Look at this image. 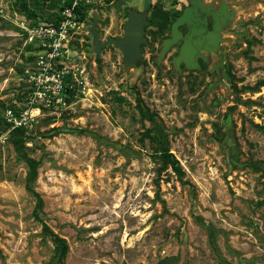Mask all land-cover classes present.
I'll use <instances>...</instances> for the list:
<instances>
[{"label":"rangeland","instance_id":"obj_1","mask_svg":"<svg viewBox=\"0 0 264 264\" xmlns=\"http://www.w3.org/2000/svg\"><path fill=\"white\" fill-rule=\"evenodd\" d=\"M24 1L36 17L0 0V264H264V85L250 88L264 81V0H203L231 15L218 49L179 69V42L159 56L167 29L145 27L135 65L111 43L95 52L91 12L103 42L122 36L130 3L80 0L89 9L45 95L30 93L24 26L65 0ZM31 99L30 124L8 130L4 110ZM158 130L188 183L158 174L147 135ZM24 155L37 161L39 217Z\"/></svg>","mask_w":264,"mask_h":264},{"label":"built area","instance_id":"obj_2","mask_svg":"<svg viewBox=\"0 0 264 264\" xmlns=\"http://www.w3.org/2000/svg\"><path fill=\"white\" fill-rule=\"evenodd\" d=\"M79 3L80 0H72L70 5L62 6L51 21L38 18L24 26L27 32L26 42L32 47L35 63L34 69L28 70L30 93L45 95L49 89L51 92L59 89L61 74L65 68L64 61L70 53V40L83 25L76 12ZM33 101L34 99L29 100V106L23 110L15 111L11 107L4 110L8 130L30 124L34 113L39 109L37 105H31Z\"/></svg>","mask_w":264,"mask_h":264},{"label":"water","instance_id":"obj_3","mask_svg":"<svg viewBox=\"0 0 264 264\" xmlns=\"http://www.w3.org/2000/svg\"><path fill=\"white\" fill-rule=\"evenodd\" d=\"M119 1H115L116 7H118ZM190 3L192 6L185 7L183 13L172 23L170 36L163 39L160 57L163 56L171 44L175 43L181 37V32L178 30L177 25L187 20L189 10L196 11L197 7H202L200 0H190ZM205 11H210L213 15V27L201 37L192 38L193 34L201 32L200 30L194 29L184 37L178 54L172 58L173 65L176 69H179L180 62H184L187 68L198 67L196 57L201 50H206L208 53H211L218 49L219 42L221 41V37L219 36V32L222 29L221 22L226 24L231 13L227 10L224 2L221 3L217 10L208 8ZM127 12V19L123 25V36L121 38L109 37L105 42L98 41L94 30L98 19L96 11L91 12L92 24L90 27V31L94 35L93 47L95 52H99L101 46L104 44L111 43L121 50L125 66L135 65L137 58L140 56V45L142 42L147 41L144 35V25L147 23L145 13L137 10L136 6H132ZM154 14L156 15L157 13ZM161 16L165 19L163 14Z\"/></svg>","mask_w":264,"mask_h":264},{"label":"trees","instance_id":"obj_4","mask_svg":"<svg viewBox=\"0 0 264 264\" xmlns=\"http://www.w3.org/2000/svg\"><path fill=\"white\" fill-rule=\"evenodd\" d=\"M105 2L109 3L112 0H104ZM147 2L149 0H146ZM72 0H65L64 5H70ZM17 5L19 6V9L23 11L28 17H36L35 12L33 9H29L27 7V3L24 0H16ZM88 6H83L81 3L78 4V7L76 8V12L79 14V19L83 18L86 15V12L88 11ZM56 16V14L51 17L46 16L45 19L48 21L53 20V18ZM251 40H247V49L251 44ZM31 47V45H28ZM230 74V73H229ZM264 85V81L259 80L256 81L255 84L250 87L251 89L255 90L259 86ZM235 86V85H234ZM16 130H22V129H16ZM19 131V132H20ZM149 131V129H147ZM23 132V131H21ZM149 136L152 145H153V155L155 157V160H157L159 166L157 168L158 174L166 169H170L171 172L176 176V178L181 181L182 183H188L187 180L183 179L184 175V170L182 169L178 159L169 151V148L166 145V137L165 134L162 132L155 131L152 134L147 133ZM26 164H27V172L25 175V187L26 189L32 193V195L35 198V204H34V213L37 217L38 212L42 210L43 207V200L40 196V194L34 189L33 187V181L35 180L37 176V171H36V166H37V161L36 159L29 157L27 155H24ZM42 229L49 232L50 234H53L57 240V247H62V253L66 251L67 245L65 240L62 237H59L55 233L51 231V229L45 224L42 223Z\"/></svg>","mask_w":264,"mask_h":264},{"label":"flooded vegetation","instance_id":"obj_5","mask_svg":"<svg viewBox=\"0 0 264 264\" xmlns=\"http://www.w3.org/2000/svg\"><path fill=\"white\" fill-rule=\"evenodd\" d=\"M115 1L116 0H112V2H114V5H115ZM120 1H122V0H120ZM127 1H129L130 5L124 6L125 19H124V22L122 23L121 27H123V25L127 19V14H128L127 10L129 8H131L132 6H135L134 3L136 2V1L133 2L131 0H127ZM200 1L202 3V7L201 8L197 7L196 11L189 10V14L187 15V20H185L184 22L179 23L177 25L178 30L181 32V37L176 41V42H179L178 52H179V48H180L181 44L183 43L184 37L191 30L194 29V30H200L201 31L200 33L192 35V38L195 39V38L201 37L202 35H205L206 32L211 30L213 27V21H214L213 15L210 13V11H205V9L209 8V9L217 10L220 7L221 3L217 6H213L210 3H204L203 0H200ZM151 2H152L151 0H149L148 2L145 0V3L142 7L139 8L138 6H136L137 10L145 13V17L147 19V23L144 25V35H145V27H157V29H159V30L167 29L168 30V36L167 37H169L170 32H171L172 23L176 20V18L179 15H181L183 13L185 7L192 6V4L190 3V0H185L182 4H179L178 6H171L168 8H162V7L152 8V9L147 8L148 5L151 4ZM154 13H157V14L155 15ZM161 14L164 15L165 19H163ZM223 25H225V24L223 22H221V27H223ZM122 36H123V34H122ZM219 36H220V32H219ZM121 37H119V38H121ZM145 37H146V35H145ZM146 40H147V38H146ZM103 42H105V41H103ZM146 42H142V43H146ZM103 46H101V47H103ZM178 52H177V54H178ZM208 55H209V53L206 50H201L199 52V54L196 57V61H197L199 66L202 62L205 61V56L207 57ZM122 58H123V55H122ZM123 62H124V60H123ZM172 63H173V61H172ZM180 63H182V65L184 67H186L184 62H180Z\"/></svg>","mask_w":264,"mask_h":264},{"label":"crops","instance_id":"obj_6","mask_svg":"<svg viewBox=\"0 0 264 264\" xmlns=\"http://www.w3.org/2000/svg\"><path fill=\"white\" fill-rule=\"evenodd\" d=\"M131 1H136L134 4L135 6L142 7L145 3V0H131Z\"/></svg>","mask_w":264,"mask_h":264}]
</instances>
